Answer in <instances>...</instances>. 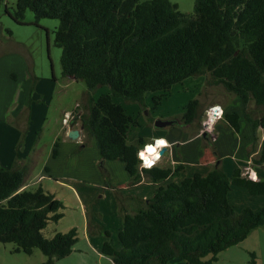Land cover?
<instances>
[{"label":"trees","instance_id":"1","mask_svg":"<svg viewBox=\"0 0 264 264\" xmlns=\"http://www.w3.org/2000/svg\"><path fill=\"white\" fill-rule=\"evenodd\" d=\"M2 5L0 0V16ZM27 11L36 22H58L54 42L61 49L64 77L84 82L88 91L103 86L111 91L90 100L80 119L94 139L104 186L111 188L106 161L123 163L134 184L145 173L150 175L145 181L163 183L142 209L121 215L120 249L105 242L102 255L113 264H168L175 259L180 264H209L264 225V208L237 212L229 200L233 186L252 198L264 196V179L252 180L239 168L229 177L220 163L204 175L193 173L178 182L167 181L181 175L182 164L140 169L136 153L147 144L141 138L137 144L127 143L134 120L112 99L140 103L146 93L159 92L152 97L158 106L172 86L209 73L215 84L240 100L254 137L247 156L251 164L264 168V147L253 157L256 130L264 129V0H195L191 16L168 0H15L10 16L21 23ZM251 102L260 108L258 118L247 112ZM198 108V100L188 102L184 124L194 122ZM223 119L239 134L237 112H224ZM54 146L53 158L58 144ZM25 176L23 169L0 168V242L14 244L26 255L39 249L48 258L43 264H52L53 258L73 252L76 230L43 237L48 222L60 220L62 202L41 187L22 189Z\"/></svg>","mask_w":264,"mask_h":264},{"label":"rangeland","instance_id":"2","mask_svg":"<svg viewBox=\"0 0 264 264\" xmlns=\"http://www.w3.org/2000/svg\"><path fill=\"white\" fill-rule=\"evenodd\" d=\"M168 1L175 4L179 12L193 15L195 0ZM14 9L15 0H3L0 16V108L2 110L0 168L23 169L24 174L26 173L27 190L34 191L41 187L46 193L49 190V194H55V199L62 201L60 220L56 223L48 222L42 230V235L46 239H51L56 233H67L75 229L78 241L69 256L62 259L53 258L52 264H113L108 257L99 253L100 249L96 250L89 246V239H93L94 229L95 235H103V228L92 223V215H90L92 211L90 209L95 201H98V197L90 202L85 199L78 187L79 196L74 188L60 186L52 178L38 180L40 176L45 175V167L56 168L59 173H69L68 170L71 171L70 173L83 171L85 179H92L98 153L94 139L83 129L80 119L87 113L86 108L90 100L95 101L102 94H111V91L107 86L88 91L84 82L64 77L60 67L61 49L54 42V32L58 22L52 19L36 22L34 15L27 11L23 21L16 23L10 16L14 14ZM26 70L31 83L30 93L37 91V97L33 94V100L31 95L29 99V103L33 104L31 107L34 106L31 120L26 116L27 111L24 109L16 119L11 116L14 110L26 101L27 82H25L26 74L23 75ZM12 71L19 76L17 84L10 75ZM160 94L148 92L140 103L112 97L114 103L121 105L134 120L128 130V144H137V136L144 138L148 143H153V138L160 135L168 137L170 134L177 138L178 142L185 137L192 139L198 136L199 141L192 140L181 149L188 157L193 158L200 148L201 151L207 152V158L211 157L209 162L211 166L217 164L215 162L220 156H228L232 159L234 155L237 160L242 159L245 154L244 149L246 152L249 149L246 148L249 138L246 128L240 135H236L229 127H223V118L214 125L215 127L222 124L218 131L216 127L211 131L205 128L208 118L206 110L214 102L222 104L224 112L226 104L233 109L232 112L239 110V104L242 108L241 102L236 103L233 94L226 92L221 85L215 84L209 73L188 78L172 86L159 105L155 106L152 97ZM191 100L199 101L198 115L193 123L186 125L182 117L186 111L185 106ZM247 112L251 117L258 118L260 108L251 102ZM158 121L172 124L157 128L155 122ZM72 129L80 131L77 140L68 138L67 131ZM216 135L217 139L214 138ZM55 143L58 144L56 149L59 152L56 162L51 161ZM82 145L85 148H82ZM215 149L219 153L218 151L217 154L214 153ZM181 151L173 147L171 154L167 153L159 160L158 165L177 166L172 162L180 157ZM224 161L227 164L228 160L224 159ZM261 169L264 173V168ZM114 174L121 179L125 169H114ZM60 178L66 179L63 176ZM181 179L180 175L167 182H178ZM67 181L66 183L74 186L78 184L70 179ZM232 188L229 200L236 207L237 212L245 207L264 208V196H256L252 199L244 188L236 186ZM113 198L119 204L124 200V198L121 200L117 193H113ZM110 233L115 235L113 241H116V234L112 231ZM17 249L14 244L0 242V264H43L48 259L39 249H34L30 255ZM209 258V256L204 258V262ZM168 264H180V261L175 259ZM209 264H264V225L252 230L238 245L219 253Z\"/></svg>","mask_w":264,"mask_h":264},{"label":"crops","instance_id":"3","mask_svg":"<svg viewBox=\"0 0 264 264\" xmlns=\"http://www.w3.org/2000/svg\"><path fill=\"white\" fill-rule=\"evenodd\" d=\"M26 74L25 76V82L26 83V101L24 103H22V105L14 110V113L11 115L12 118H17L22 114V109H24L25 111H27L26 116L31 120L32 115L34 114V106L31 107L33 104L29 103V99H30V95H31V99L33 94H35L34 96L37 97V91H34L32 93H30V87H31V83H30V79L28 77V70L24 71L23 75ZM10 75L14 76V83L17 84L19 82V76L16 72H10ZM22 75V76H23ZM21 76V77H22ZM33 100V99H32ZM236 103L240 102V100L238 98L235 97L234 100ZM214 104H219L214 102ZM222 105V104H221ZM228 104H226L225 107V114L227 113H231L233 109H231L230 106H228ZM238 109L237 113L239 114V125H240V132L239 135L241 134V131L246 128V130L249 132L248 135V142L246 144V148H248L252 141H253V131H252V125L251 123H248L244 120L243 115L240 111V109H242L240 107V104L238 105ZM30 111V114H29ZM1 108H0V116H1ZM23 121L25 119L21 118ZM21 119H17L20 120ZM222 125V124H220ZM220 125L215 126L217 131L218 129H220ZM214 127V128H215ZM223 127H229L225 122ZM230 128V127H229ZM29 129V128H28ZM69 131H67L68 134ZM80 132V131H79ZM237 135V134H236ZM138 139L141 138L142 142L144 144H151L145 141L144 138L137 136ZM159 137H165L168 142H169V148L166 150V152H164L163 157L169 153L171 154V149L173 147L177 148V150L179 149L181 151L182 147H185L186 145H188L192 140H197L199 141L200 139L198 138V136H194L192 139H188V138H184V140H182L181 142L177 141V138L170 136V134L168 135V137L166 136H156L154 138H159ZM256 137H257V147H256V152L253 154V157L258 156L259 151L261 150V148L264 147V129H260L258 128L256 130ZM214 138L217 139V135L214 136ZM215 139V140H216ZM201 145V142H200ZM201 147V146H200ZM82 148L83 147L82 145ZM245 150V154L243 155L242 159L237 160V158H234V155H232V159L228 156H220L219 157V161L216 160L215 163H220V166L222 167L223 171L226 173V175L230 176L233 172V170L239 168L243 175L247 174L249 176V178H251L252 180H262L264 179V173L262 172L261 167L259 166H254L251 164L250 158L247 156L246 153V149ZM218 151V150H217ZM98 153V151H97ZM197 154L192 158V157H188V155L185 152L181 151V154L179 153V158L174 159V161L172 162L173 165H177V164H182L184 165V170L181 173V177H189L191 176L193 173H200V174H206L211 168V164H209V162L211 161V157L207 158V152L206 151H201L200 148H198ZM219 153V151H218ZM162 157V158H163ZM204 157V158H203ZM59 158V152L57 151V156L55 158H53L51 156V161L54 160L55 162L57 161V159ZM161 158V159H162ZM203 158V159H202ZM224 159H227L228 162L226 164V162L224 161ZM201 160H203L204 162H200ZM235 160V161H232ZM98 163H99V155L97 154V159L94 163L95 166V170L93 173V176L91 177L92 179H85L84 177V172L83 171H75L70 173L71 171H69V173H59L58 171H56V168H50V167H45V175L40 176L38 178V180H41L42 178H52L54 182H56L57 184H60V186H67L70 189L74 188L78 194V188L81 191V193L84 195L85 199H87V201L92 202V200L96 197H98V201H95V204L92 205L91 209L92 211H90V215H92V223H94L95 225L103 228V235L97 234L95 235V229L92 233L93 235V239H89V246L94 247L96 250L102 248V245L105 242H111V246L118 250L120 249V245L118 243V240L116 239V241H113V238L115 235H111L110 231H112L114 234H116V238L118 236V233L121 229V223H122V219H121V215L123 213H129V214H134L137 211H139L140 209H142L144 207V201L151 198L154 191L162 184H156V183H150L145 181V179L143 178L139 183L134 184L131 180L129 175L126 173L121 176V179H118L115 174H114V169L117 170H121L124 169V164L118 161H106L104 162L103 166L106 169L107 173H108V183L111 186V188L105 187L104 186V178L102 177L101 173L98 170ZM117 163V164H116ZM242 164H244V166L242 167ZM156 166L160 167V168H169V167H165V165H158V162L156 164ZM173 167V166H172ZM175 167V166H174ZM230 174V175H229ZM63 176L66 179H61L60 177ZM72 176V177H71ZM72 180V182L78 183L76 184L77 186L72 185L71 183L68 184L66 182H68L67 180ZM41 183V181H38ZM27 184H26V177H25V185L22 189L26 188ZM77 189H76V188ZM27 189V188H26ZM47 192L49 193L50 191L47 190ZM113 193H117L120 195L121 200L124 198L123 201H121V203L119 204V202L116 203L115 199L113 198ZM54 197L56 196L55 194L53 195ZM79 196V194H78ZM255 197H253L252 199H254ZM81 199V197H80ZM82 200V199H81ZM61 201V200H60ZM62 202V201H61ZM123 209V210H122ZM88 219V218H87ZM107 231L109 233V236H104V232ZM100 237V238H97ZM90 238V237H89ZM112 238V239H111ZM77 244V243H76ZM76 245L74 246L75 249ZM74 251V250H73ZM101 254V252H99Z\"/></svg>","mask_w":264,"mask_h":264},{"label":"clouds","instance_id":"4","mask_svg":"<svg viewBox=\"0 0 264 264\" xmlns=\"http://www.w3.org/2000/svg\"><path fill=\"white\" fill-rule=\"evenodd\" d=\"M208 115V130L211 131L214 124L223 118V109L219 105H214L206 110ZM153 144H147L136 153L137 159L141 162L143 169L151 170L160 160V150L169 147V142L165 137L153 138Z\"/></svg>","mask_w":264,"mask_h":264},{"label":"water","instance_id":"5","mask_svg":"<svg viewBox=\"0 0 264 264\" xmlns=\"http://www.w3.org/2000/svg\"><path fill=\"white\" fill-rule=\"evenodd\" d=\"M170 124H172V123H163V122L158 121V122H155V127L162 128V127L170 125ZM79 135H80L79 130L72 129L68 132V138L71 140H77ZM165 151H166V148L160 150V155H163ZM149 176L150 175L148 173L143 174V178H147Z\"/></svg>","mask_w":264,"mask_h":264},{"label":"built area","instance_id":"6","mask_svg":"<svg viewBox=\"0 0 264 264\" xmlns=\"http://www.w3.org/2000/svg\"><path fill=\"white\" fill-rule=\"evenodd\" d=\"M214 105H219V106L223 109V107H222L221 104H214ZM214 105L210 106L208 109H210V108L213 107ZM223 116H224V109H223ZM208 119H209V118H207V121H206V124H205V125H206V127H205L206 130H208ZM215 124H216V123H215ZM215 124H214V125H215ZM213 127H214V126H213ZM212 129H213V128H212ZM153 143H154V141H153ZM153 143H151V144H153ZM144 147H145V146H144ZM144 147H143V148H144ZM168 148H169V147H167L166 150H167ZM165 152H166V151H165ZM163 155H164V154H163ZM163 155H160L161 158L163 157ZM161 158H160V160H161ZM158 162H159V161H158ZM140 164H141V162H140ZM140 169H143V168H141V166H140Z\"/></svg>","mask_w":264,"mask_h":264}]
</instances>
